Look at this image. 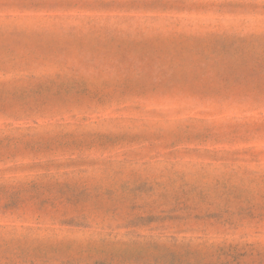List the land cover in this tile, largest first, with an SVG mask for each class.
I'll use <instances>...</instances> for the list:
<instances>
[{"label":"rangeland","instance_id":"rangeland-1","mask_svg":"<svg viewBox=\"0 0 264 264\" xmlns=\"http://www.w3.org/2000/svg\"><path fill=\"white\" fill-rule=\"evenodd\" d=\"M0 264H264V0H0Z\"/></svg>","mask_w":264,"mask_h":264}]
</instances>
